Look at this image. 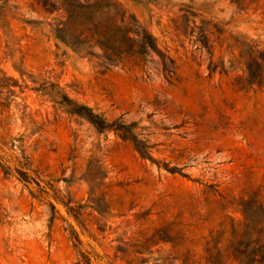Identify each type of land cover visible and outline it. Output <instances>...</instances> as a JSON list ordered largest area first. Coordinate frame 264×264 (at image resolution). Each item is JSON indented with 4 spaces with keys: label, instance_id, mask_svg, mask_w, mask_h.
Instances as JSON below:
<instances>
[{
    "label": "rangeland",
    "instance_id": "374dc122",
    "mask_svg": "<svg viewBox=\"0 0 264 264\" xmlns=\"http://www.w3.org/2000/svg\"><path fill=\"white\" fill-rule=\"evenodd\" d=\"M0 264H264V0H0Z\"/></svg>",
    "mask_w": 264,
    "mask_h": 264
},
{
    "label": "trees",
    "instance_id": "16d2710c",
    "mask_svg": "<svg viewBox=\"0 0 264 264\" xmlns=\"http://www.w3.org/2000/svg\"><path fill=\"white\" fill-rule=\"evenodd\" d=\"M143 33L145 34V32H143ZM147 37L149 38V36H147ZM140 46L142 47V49H146L147 50L148 48H150L151 50L156 51V53H159L157 48L155 47L154 43L151 42V41L146 42V41L141 40L140 41ZM159 55H160L161 64L164 67L163 69L165 71H169V65H170L169 64V59L167 58V56H164L162 54H159ZM61 101L63 102L64 105H68L69 100L64 95L62 96ZM68 107H69V108H67L68 111H70L72 113H75L77 115L85 116L88 120H90L95 125L100 127L99 123L101 122V120H99V118L95 114H92L85 107H83V106H74V107L68 106ZM141 155H145V154L141 153ZM167 170L173 171V168H167Z\"/></svg>",
    "mask_w": 264,
    "mask_h": 264
}]
</instances>
